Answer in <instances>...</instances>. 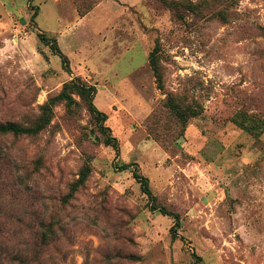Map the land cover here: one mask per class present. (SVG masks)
Masks as SVG:
<instances>
[{"label":"rangeland","instance_id":"1","mask_svg":"<svg viewBox=\"0 0 264 264\" xmlns=\"http://www.w3.org/2000/svg\"><path fill=\"white\" fill-rule=\"evenodd\" d=\"M168 1L0 0V123L32 124L78 77L118 145L77 96L38 135H0V195L23 199L0 200L53 225L63 264H264V132L243 129L264 119V0ZM168 96L197 116L183 127Z\"/></svg>","mask_w":264,"mask_h":264},{"label":"trees","instance_id":"2","mask_svg":"<svg viewBox=\"0 0 264 264\" xmlns=\"http://www.w3.org/2000/svg\"><path fill=\"white\" fill-rule=\"evenodd\" d=\"M165 7L176 12L178 5L176 2L168 0H159ZM37 13H34L36 16ZM40 40L46 41L40 37ZM54 54L61 58L63 68L69 72V64L67 58L62 55L55 41L46 42ZM157 51L153 50L148 55V64L156 79L158 89H162L161 75L158 66ZM96 90L93 86L83 83L80 78L75 77L63 84L61 91L50 98L46 104L40 108V114L37 119L30 125H22L13 122L0 123V135L35 136L44 130L50 123L52 118V108L56 103H64L69 109L76 103L73 96H77L85 105L86 110L93 120L100 126V133L104 137L103 143L113 149H117L116 138L108 134L109 128L104 127L107 116L100 112L94 106V97ZM165 107L174 115L175 119L184 127L187 121L197 116L195 108H182L175 102L173 96H168L165 101ZM246 126H243L246 132H256L260 134L264 132V119L255 120L248 118L245 120ZM130 165H124L123 169L129 168ZM90 173L89 164L83 165L79 171V178L75 180L68 189V193L64 197V202L71 199L75 193L84 185ZM133 177L140 183V189L148 198V203L152 211H157L162 216H167L173 220V226L170 228L172 239L175 238L176 229L179 227V217L177 214L169 212L165 207L158 206L156 198L151 194L148 187L147 179L133 173ZM1 198L10 202L17 200L20 203L21 196L18 194H4ZM19 197V199H18ZM27 219H26V218ZM33 211L17 207H7L0 200V264H63L66 260L67 251L60 244L59 238H56L53 225L45 224L38 220ZM51 252V253H50Z\"/></svg>","mask_w":264,"mask_h":264}]
</instances>
